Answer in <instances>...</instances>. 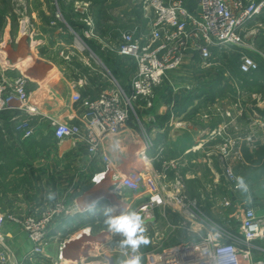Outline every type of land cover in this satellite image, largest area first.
Masks as SVG:
<instances>
[{
    "label": "crops",
    "instance_id": "obj_1",
    "mask_svg": "<svg viewBox=\"0 0 264 264\" xmlns=\"http://www.w3.org/2000/svg\"><path fill=\"white\" fill-rule=\"evenodd\" d=\"M61 1L63 10L57 0H39L36 12L28 10L26 1L21 35L0 50V67L9 68L5 81L25 77L30 95L27 107L10 97L8 108L0 114V213L24 217L58 201L70 212L52 227L43 255H33L28 234L7 223L1 235L11 263L69 260L74 264L91 257L89 264H94L104 251L122 259L119 245L124 237L110 230L106 221L109 215L118 217L115 207L131 214L150 200L162 203L151 209L150 220L141 219L150 232L136 251L155 249L156 230L164 233L165 246L204 237L208 229L187 221L177 203L180 195L195 201L204 217L239 239L246 208H253L264 221V14L245 31L244 51L258 62V70L243 73L240 55L232 50L212 48L210 66L204 68L199 54L187 55L180 69L155 88L153 107L147 109L140 102L122 131L104 138L101 149L111 159L115 179L110 175L96 184L93 179L106 170V163L92 157L81 140L57 141L53 123L81 124L85 99L98 97L113 81L131 84L132 62L126 64L106 41L120 42V29L126 24L144 35L137 25L148 23L150 11L146 6L149 15L144 17L137 2L132 4L135 11L123 15L117 12L116 0ZM185 1L189 10L196 8V0ZM78 7L83 12L75 10ZM60 11L62 20L56 15ZM77 39L84 41L88 52L78 51ZM125 69L128 78L119 72ZM25 120L34 128L30 139L16 131ZM226 137L234 139L235 151L240 152L233 167L244 182L241 190H234L225 176L219 147ZM146 140L151 141L148 147ZM172 161L179 165L166 171L165 164ZM134 173L145 178L139 191L125 188L111 193L119 181ZM181 224L186 226L178 227ZM63 243L64 258H60ZM252 258L254 264H264V239L253 243Z\"/></svg>",
    "mask_w": 264,
    "mask_h": 264
},
{
    "label": "built area",
    "instance_id": "obj_2",
    "mask_svg": "<svg viewBox=\"0 0 264 264\" xmlns=\"http://www.w3.org/2000/svg\"><path fill=\"white\" fill-rule=\"evenodd\" d=\"M149 8V27L146 35L135 32L123 33L119 42V55L131 59L135 64V72L131 80L132 94L128 93L116 82L112 87L103 89L96 98H87L82 102L84 114L81 124L53 123L57 141L76 139L83 141L88 153L106 163L103 173L96 175L93 181L100 184L110 175L115 179L111 170V159L102 152V141L106 136L117 135L136 115L138 104L145 108L154 105L155 88L162 85L169 73L180 69L187 55L199 54L200 64L210 66L212 48L236 51L240 55V70L251 73L258 70L259 64L254 57L247 54L246 28L250 23L264 14V0H196V8L189 10L185 0H145ZM253 33V32H252ZM80 40V39H78ZM80 50L88 49L80 40ZM66 60L69 55L61 54ZM8 67L0 68V114L9 106L10 97H15L22 107H27L30 99L28 80L25 77L5 81V71ZM16 131L24 139L34 135L30 121L20 122ZM147 147L150 140L145 141ZM220 155L225 164V176L234 190L244 187L243 180L236 174L233 162L240 152L235 151L234 139L225 138L219 147ZM143 158L147 159L143 153ZM179 163L172 161L165 164V170L175 169ZM145 178L141 173L124 177L111 193L121 189L139 191ZM161 200H150L133 211L143 221L150 220L151 209ZM179 207L184 212L187 221L197 222L208 229V234L196 240L182 244L165 246V235L156 230L152 235L154 250L148 253L139 251L125 252L118 259L115 252H106L96 256L94 264H122L123 261L138 255L140 264H254L252 258L253 243L264 239V221L260 219L253 208H246L240 223L239 239L223 226L213 224L201 214L197 203L185 195L177 198ZM229 205V203H226ZM118 216L125 215L127 209L115 207ZM70 214L66 204L58 201L53 207L46 208L24 217L0 213V264H12L8 249L3 243L2 230L7 223L18 225L28 234L33 244L32 254L43 255L54 224ZM186 226L181 224L178 227ZM143 228V227H142ZM177 227H174V229ZM144 229V228H143ZM191 233L198 231H192ZM144 229L142 236L149 235ZM63 243L60 258H64ZM91 257L78 259L74 264H89Z\"/></svg>",
    "mask_w": 264,
    "mask_h": 264
},
{
    "label": "rangeland",
    "instance_id": "obj_3",
    "mask_svg": "<svg viewBox=\"0 0 264 264\" xmlns=\"http://www.w3.org/2000/svg\"><path fill=\"white\" fill-rule=\"evenodd\" d=\"M26 1H29V8L27 7V4H26ZM51 2L52 1H56V0H50ZM117 3L116 4H119V9H117V12H121L123 11V15H126L128 13H131V10L134 9V11L136 10L134 7H132V4H134V2L136 3H139V10L138 11H141L145 16H148L149 15V11H148V7L146 8V4H145V0H116ZM38 2L39 0H10L9 1V5L11 7V11L13 13V15H10V14H7L6 15V20H5V27L3 29V32L0 34V50L4 48V46H6L8 44V42H11L12 41H15L19 38V36L21 35V28H22V23H23V17L26 16V9L28 8L29 9H34V11L36 12V8L38 6ZM0 3L2 4L3 3V0H0ZM60 3L62 4V1L60 0ZM0 4V9L1 10H5L4 9V6ZM118 8V7H117ZM61 10H63V7L61 5ZM75 10H78V12H83V9L80 7H78V9L76 8ZM112 10V9H110ZM62 12V11H61ZM57 18L59 20H62V15L61 13H57ZM79 16H83L81 14H78ZM150 17V16H149ZM149 18H148V23H142V24H138V30L140 28H142L140 31H141V34H144L146 35L148 33V27H149ZM118 24L116 25V28H117ZM120 26V24H119ZM118 26V29H120V27ZM135 28V27H134ZM121 30V35L123 33H128V32H135L137 33V31L134 29L133 30V27L132 25H128L126 24L123 29H120ZM138 34V33H137ZM107 43V46L109 47V49H114L116 51L119 50V41L117 40H108L106 41ZM84 46L83 43L80 42V40L77 39V48L79 49L78 51H81V52H88L89 50L88 49H85V50H80L81 46ZM93 57V56H92ZM95 60H97L95 57H93ZM3 63V62H2ZM125 63H129L128 60H125ZM130 65V64H129ZM7 65H3L2 67H5ZM0 67V68H2ZM120 247L119 248H122L126 253L127 252H130L132 251L131 248L129 247H122L121 245H119Z\"/></svg>",
    "mask_w": 264,
    "mask_h": 264
},
{
    "label": "clouds",
    "instance_id": "obj_4",
    "mask_svg": "<svg viewBox=\"0 0 264 264\" xmlns=\"http://www.w3.org/2000/svg\"><path fill=\"white\" fill-rule=\"evenodd\" d=\"M112 209H108L106 214H110ZM110 230L118 232L123 235L124 239L121 242L122 247H130L133 252L139 248L140 244L146 243L142 235L143 233L142 220L136 213L125 214L118 217H112L109 215V219L106 221ZM122 264H140V257L138 255L133 256L122 262Z\"/></svg>",
    "mask_w": 264,
    "mask_h": 264
},
{
    "label": "trees",
    "instance_id": "obj_5",
    "mask_svg": "<svg viewBox=\"0 0 264 264\" xmlns=\"http://www.w3.org/2000/svg\"><path fill=\"white\" fill-rule=\"evenodd\" d=\"M9 1L10 0H3V3L1 4V5H3L4 6V9L5 10H1L0 9V34L3 32V29H4V27H5V20H6V15L7 14H10V15H13V13H12V11H11V7H10V5H9ZM57 3H58V5H60V8H61V3H60V0H57ZM60 13H61V11H60ZM70 26L73 28V30L77 33L78 31H79V27H76V25L75 24H70ZM121 57V56H120ZM123 59V58H122ZM237 59V58H236ZM125 60V59H124ZM129 61H131L132 63H131V67H133L134 68V72H135V64H134V61L133 60H131V59H128ZM126 70V69H125ZM120 72V74H122V76H124V77H126V78H128V74H124V73H126L127 72V70L126 71H124L123 73L121 72V71H119ZM113 73V72H112ZM116 78H117V75H115V74H113ZM120 86L128 93V95H131L132 94V89H131V84H129V85H127V86H123V85H121L120 84Z\"/></svg>",
    "mask_w": 264,
    "mask_h": 264
},
{
    "label": "bare ground",
    "instance_id": "obj_6",
    "mask_svg": "<svg viewBox=\"0 0 264 264\" xmlns=\"http://www.w3.org/2000/svg\"><path fill=\"white\" fill-rule=\"evenodd\" d=\"M23 68H24V67H23ZM67 262H68V263H67ZM64 263H65V264H69L70 261H69V260H66V261L64 260Z\"/></svg>",
    "mask_w": 264,
    "mask_h": 264
}]
</instances>
